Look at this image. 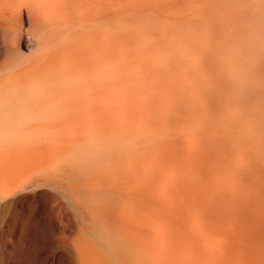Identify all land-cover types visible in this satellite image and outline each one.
<instances>
[{
	"label": "bare ground",
	"instance_id": "bare-ground-1",
	"mask_svg": "<svg viewBox=\"0 0 264 264\" xmlns=\"http://www.w3.org/2000/svg\"><path fill=\"white\" fill-rule=\"evenodd\" d=\"M133 26L149 48L124 55L112 31ZM0 54V116H121L119 130L54 144L0 128L8 182L27 149L73 152L41 180L84 208L77 264H163L142 253L144 211L192 215L169 228L167 260L264 264V0H0ZM157 156L175 175L152 170Z\"/></svg>",
	"mask_w": 264,
	"mask_h": 264
},
{
	"label": "rangeland",
	"instance_id": "rangeland-1",
	"mask_svg": "<svg viewBox=\"0 0 264 264\" xmlns=\"http://www.w3.org/2000/svg\"><path fill=\"white\" fill-rule=\"evenodd\" d=\"M133 27L134 29L127 28L121 32L116 29L112 31V47L115 46L124 55H128L133 49L147 50L149 48L148 40L145 38L131 41L132 37L145 34V28ZM28 38L26 37L27 42L30 40ZM176 48L178 49L179 45ZM1 57L3 55L0 54ZM165 58L163 52L153 57L154 60ZM186 61L188 65H200L194 57ZM111 117L113 118L111 120H102V116H0V128L9 125V129L15 130L18 124H23L28 134L41 135L43 140L37 141L38 145L54 144V142L45 141V137L77 131L119 130L121 116ZM161 120L158 117L155 121L160 123ZM132 122L137 123L136 120ZM5 144V141H0V154L6 153ZM63 150V148L57 150L56 147L27 149L25 152L27 158L24 163L14 165L11 181L0 178V264H77L74 256L76 246L85 247L89 237L83 220L84 208L72 200L71 196L59 195L53 188L43 185L41 180L43 175L54 173L58 170L59 164L72 158L73 152H62ZM162 157H164L162 160L160 156L154 157L157 163L152 170L163 173V176L168 179L175 175L176 166L168 157ZM190 179H192L191 182H195V178ZM6 185H8L7 193L4 191ZM161 185L168 187V184ZM217 185L216 181L211 184L212 188ZM54 195L58 197V201L54 200ZM162 198L173 203L176 195L167 190ZM182 214L183 216L166 217L158 213L143 212L141 249L144 256L154 249L153 251L162 257L163 264H189L188 261L184 262L183 258L167 260L169 256L165 254L166 251L163 252V249H166L165 244L170 239L168 230L177 218L185 222L192 219L190 213L182 212ZM151 227L158 228L161 234L167 233V237L149 236L147 231ZM222 251L223 249H220L219 253ZM233 261L242 264L238 257H235Z\"/></svg>",
	"mask_w": 264,
	"mask_h": 264
}]
</instances>
